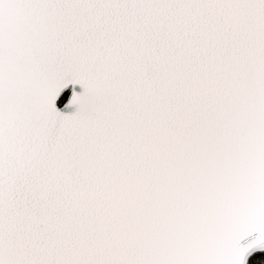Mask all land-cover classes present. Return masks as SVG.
<instances>
[{
  "label": "snow or ice",
  "instance_id": "obj_1",
  "mask_svg": "<svg viewBox=\"0 0 264 264\" xmlns=\"http://www.w3.org/2000/svg\"><path fill=\"white\" fill-rule=\"evenodd\" d=\"M0 264H264V0H0Z\"/></svg>",
  "mask_w": 264,
  "mask_h": 264
}]
</instances>
